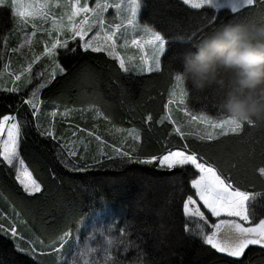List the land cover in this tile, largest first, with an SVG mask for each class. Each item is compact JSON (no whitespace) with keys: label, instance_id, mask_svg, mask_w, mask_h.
Instances as JSON below:
<instances>
[{"label":"trees","instance_id":"trees-1","mask_svg":"<svg viewBox=\"0 0 264 264\" xmlns=\"http://www.w3.org/2000/svg\"><path fill=\"white\" fill-rule=\"evenodd\" d=\"M13 19L10 9L0 6V70L2 41L12 30ZM139 20L156 30H162L158 22L167 26L163 34L171 41L168 55L173 60L168 64L165 59L160 72L125 73L106 53L85 52L70 42V48L77 51L65 53L61 49L58 54L59 63L68 69L67 73L56 74L37 93L46 105L75 109L70 119L56 123V140L40 136L31 108L23 103L27 92L8 93L0 89V119L14 114L30 122L20 156L42 185L41 193H25L15 179L13 168L0 158V214H4L0 216V224H5V228L14 224L19 233L17 240H12L10 235L0 232V264H56L53 248L62 242V235L71 233V238L63 241L64 253H68L75 246L77 232L80 242L84 241L83 225L91 222L103 226L115 224L117 234L126 222L133 225L130 239L138 248L122 252L120 259L124 264H135L139 250L146 253L145 258L152 264H231L234 260L242 264H264V249L259 246H250L243 257L232 258L211 249L201 238L185 233V224L196 227V221L183 213V198L194 192L190 184L194 178L192 167L169 171L154 165L121 164L118 159H105L103 168L80 173L72 172L61 163V157H67L68 150L77 153L75 158L68 159L79 161L80 166L100 159L97 142L92 145L84 140L70 141L71 129L66 126H80L82 130H95L125 150L138 145L141 156L163 155L187 144L218 165L242 190L264 189V177L254 173L249 163L253 151L258 157L264 149V125L245 123L241 134L202 142L195 136L181 138L174 131V125L163 119L165 105L176 83L174 71L182 68L183 53L191 49V42L228 21L253 27L264 25V11L250 8L232 14L227 8L194 10L180 0H144ZM178 35L184 39H176ZM186 89L185 104L189 112L204 113L213 119L228 116L218 106L224 90L216 84L198 91L189 82ZM43 120L42 129L47 124ZM114 129H135L142 134V140L130 139L122 144L119 136L115 137ZM108 130L112 132L111 138L107 136ZM174 178L184 182L183 198L174 195ZM255 199L257 202L250 199L247 203L248 214L258 222L264 218V208L260 207L264 196ZM107 206L112 207L113 213L99 219L94 217ZM214 222L215 218L209 217V223ZM17 242L25 248L34 247L36 258L19 252L15 247Z\"/></svg>","mask_w":264,"mask_h":264},{"label":"snow or ice","instance_id":"snow-or-ice-1","mask_svg":"<svg viewBox=\"0 0 264 264\" xmlns=\"http://www.w3.org/2000/svg\"><path fill=\"white\" fill-rule=\"evenodd\" d=\"M183 5L190 6L191 9L200 10L207 7L219 10L222 8L230 9L232 14H236L245 9L259 8L264 11V0H182ZM144 0H131L130 8L131 15L126 18V25L131 26L133 31L143 28L145 35L136 36L130 41L125 40L123 45H117V30L122 27L121 24H116L113 30H108L103 13L107 11L110 6L107 0H96L94 6H89L88 0H0V6H5L10 9L12 17L17 20L18 24L26 27L31 23L33 31L30 35H26L24 43L31 45L32 38L36 36L37 30L46 32L48 40H45L42 53L36 55L33 60L23 66L20 71L11 72L9 75L12 79L13 86L6 88L8 93H17L20 87L16 82L21 81L22 77L27 76L31 79L33 65L40 60L41 56H47L51 59L54 68L52 78L56 76V70L60 74L67 73L62 64L59 63V50L63 49L65 53H75L77 49L70 48V41L78 43L79 48L84 49L85 52L91 50L94 53H106L108 57L114 58L119 68L127 73L139 67L141 73L152 74L160 72L162 65L167 60L168 64L173 60L168 55V50L171 41L166 39L163 30L166 25L159 23L158 26L162 30L147 25H139L137 23V13L143 7ZM63 8L61 15L57 16L52 12V8ZM115 7L119 9L120 4ZM51 21V26L48 28L38 27L33 22L35 20ZM94 26L96 30L90 38L89 34L93 32ZM195 37H193L194 39ZM176 39H184L182 35H178ZM132 46L138 49L140 55L125 56L117 51L118 47ZM16 51V49H14ZM139 60L137 65L136 61ZM8 69V64L4 65ZM3 72H0V76ZM175 88L178 93L173 91L171 95L175 100H170L169 104L177 102L180 105H185L186 93L180 82V78L174 75ZM44 85H40L43 87ZM36 90L34 89L31 97L24 100V103L31 106L32 115L38 117L40 105L36 102ZM169 104L165 105L167 109ZM182 111L190 117V123H196V131L185 132L181 126L176 125V121L172 120L175 126L174 131L181 137L195 136L202 142H216L220 138H224L229 134H241L245 123L250 126L257 124L264 125V121L245 122L241 119L228 115L226 118L213 119L204 113L194 115L189 112L187 107H183ZM55 116V110L52 112ZM107 119V117H105ZM171 119V116L168 117ZM149 119L151 117L149 116ZM30 126V122L26 119H18L17 115H4L0 119V158L8 166L16 169L15 179L22 186L23 191L29 195L42 192L41 183L34 177L33 172L26 165L24 159L20 156L21 144L25 139V129ZM79 127V126H77ZM36 128L41 137H51L56 140L57 137L51 125L43 128L37 123ZM87 131L90 137H94L99 141V155L100 159L94 160L91 164L80 166L79 161H70L68 157L75 158L77 153L69 151L67 157H61V163L65 168L72 172L85 173L90 169H100L104 167L102 161L119 160L121 164H140V165H154L159 169L176 170L192 167L194 169L191 179V189L194 190L192 194L184 196V182L182 179L174 178V187L176 188V198H183V213L189 220L196 221V227L193 228L189 224H185V233L189 236H196L202 239L203 243L209 245L211 249L216 252L226 254L227 257L240 258L245 255L250 246H259L264 249V218H260L255 222L248 214L247 201L255 200L256 197L264 196V189L260 191L242 190V188L233 182L231 176H225L222 169L218 165L209 162L208 159L200 156L196 151L191 150L187 144L183 148H176L175 150H168L163 155H139V146L132 145L130 150H125V147H118L116 144L110 145L112 154L104 150V145L107 143L101 136L97 135L95 131ZM121 131H123L121 129ZM6 134V135H5ZM134 141H141L142 134L133 129L129 133ZM76 132H73V136ZM124 143L123 141L121 142ZM60 154L58 150V155ZM257 158L259 163H256ZM83 159V157H81ZM252 164L254 173L259 177H264V149H262L257 157L255 151L252 152L249 159ZM255 187V186H253ZM195 197V198H194ZM198 198V200L196 199ZM199 202H202V205ZM201 207L208 210L211 217L215 218L214 223H209V217L206 216L205 211ZM264 208V204L260 205ZM257 210V207L255 206ZM258 211V210H257ZM113 213L111 206L101 209L99 217H105ZM254 214H256L254 212ZM133 225L125 223L123 227L119 228L118 234L116 232L115 224H108L99 228L93 229L85 243L81 244L79 234L77 232L76 243L74 250H70L71 259H67V254L64 253V240L71 238V233H64L61 237V243L58 247L53 248V254L57 261H64V264H124L120 259L123 253L133 247L138 246L130 239L131 229ZM163 227V226H162ZM210 227V230L208 228ZM0 232L6 236H11L17 240L19 233L17 227L12 226L5 228L0 224ZM102 238L100 243L93 245L96 235ZM16 248L19 252L25 253L33 258H36V249L32 246L27 248L22 247L19 242L16 243ZM122 250V251H121ZM146 253L139 250V256L135 264H152L146 258ZM231 264H242L240 260H234Z\"/></svg>","mask_w":264,"mask_h":264},{"label":"clouds","instance_id":"clouds-1","mask_svg":"<svg viewBox=\"0 0 264 264\" xmlns=\"http://www.w3.org/2000/svg\"><path fill=\"white\" fill-rule=\"evenodd\" d=\"M174 75L202 91L212 84L224 90L222 113L245 122L264 121V25L222 23L192 41Z\"/></svg>","mask_w":264,"mask_h":264},{"label":"rangeland","instance_id":"rangeland-1","mask_svg":"<svg viewBox=\"0 0 264 264\" xmlns=\"http://www.w3.org/2000/svg\"><path fill=\"white\" fill-rule=\"evenodd\" d=\"M180 1L182 2V0H180ZM81 3H83V0H81ZM88 3H89V6H94L96 3V0H88ZM107 3L110 6L108 7L107 11L103 13V17L106 21V27L108 28V30H113V28L116 24L122 25V27L117 30L116 40H117L118 46L123 45L125 40L130 41L132 38H134L136 36L145 35L142 27L137 29L136 31H133L131 26L126 25V18L131 15V8H130L131 0H107ZM116 4H120L121 7L119 9H117L115 7ZM188 7H190V6H188ZM214 10H216V9H214ZM63 11H64L63 8H57V7L52 8V12L54 14H56L57 16L61 15L63 13ZM139 14H140V10L137 13V23L139 25L143 26L145 24H143L139 20ZM33 22H35L38 25V27L48 28L51 26L50 20L49 21H42V20L37 19ZM96 30H99V29L94 26L93 32L90 33L89 37H87V38H90L91 35H93ZM32 31H33V29L31 27V23H29L26 27H24V26L19 25L17 20L13 19L12 30L10 31V33L7 36L4 37V39L2 41V47H1L2 66H1L0 72H3V75L0 76V89L2 91H5L6 88L13 86V82H12V79L9 75V71H11V72L20 71L22 69V67L26 66L27 63H29L31 60H33L36 55H40V53H42L43 47H44L43 42L45 40L49 39L46 32L37 30L36 36L32 38L31 45L25 44L24 43L25 36L30 35ZM70 42H74V44H76L78 46L77 42H75V41H70ZM14 49H16V51H14ZM117 51H119L121 54L125 55L126 57L127 56H135L138 58L140 55L138 49H136L135 47H132V46L118 47ZM136 63H137V65L139 64L138 59H137ZM5 64H8V69L4 68ZM53 68H54V65H53L51 59L48 58L47 56H41L40 60L37 61L33 65V70L31 73V79L29 80L28 77L25 76V77H22L21 81H17L16 84H17V86L22 88L20 90V92H27L26 99L31 97V94H32L34 89L36 90V98L35 99H36V102L40 105V109H39V113H38L39 118L37 119V117H34L33 115H32V117L35 118L36 124L37 123L41 124V120H43V119L46 120L47 121L46 122L47 124H45L46 128L49 127V125H51L53 130H54L56 123L59 121L61 122V121H66V119L67 120L70 119L69 117H70V115H72V113L74 112L73 110H75V109L68 107V106H61V105L49 106V105H46L45 103L41 102L40 99L38 98L37 93H38V90L41 88L40 85H43L45 82H47L49 79L52 78ZM58 73H59V71L56 70V74H58ZM129 73L141 74L139 67H137L133 71H130ZM173 91H176L178 93V89H176L175 86L172 88V90L169 94V97H168V101H167L168 104H169L170 100H175V98L171 95V93ZM27 106H29V105H27ZM185 106H186V104L180 105L178 103V101L169 104V107L167 108V111H166L163 119L167 120L171 123H172V120H175L176 125L181 126L182 129L186 133L190 132V131L194 132V131H196L197 125H196V123H190L189 122L190 117L187 116L182 111V108ZM29 108H31V106H29ZM31 110H32V108H31ZM54 110L56 112L55 116L52 115V112ZM191 114L199 115V114H195V113H191ZM96 115L98 116L97 113H96ZM169 115L171 116V119L168 118ZM226 117H222V118H226ZM176 125H174V128ZM66 127L71 129V132H70L71 140L70 141L73 142L76 139L78 141L84 140L85 142L89 141L90 144H92V145L94 142H97V144H98V148H97L98 153L97 154H99L100 142L96 141L94 137H90L88 135L87 131H83L80 126L77 128L72 127V126H66ZM87 130L92 131V129H90V130L87 129ZM132 130L133 129H127V130L119 131L117 129H114L113 131H114V135L116 138H117V136H119L118 138L121 139L120 141H126V140H130V139L133 140L132 136L129 134ZM93 131H95V130H93ZM73 132H76L75 136H73ZM107 132H109V135L107 134V136H109L111 138L112 132H110V130H108ZM78 133L80 134L81 137H79ZM97 135L101 136L102 139L107 142L104 145V150L106 152H108L109 154H112V148L110 147V145H112L113 143L110 142L109 139L104 138L102 135H100V134H97ZM84 149L87 150L86 145H85ZM68 152H69V150H68ZM12 168H13L15 176H16V169L14 167H12ZM196 199L198 200V198H196ZM199 203L202 205V202H199ZM246 203H248V201ZM202 209H203V211H205V213H207V215L209 217H211V214L208 210L204 209L203 207H202ZM99 214H100V212H97L94 217L98 218ZM0 216L4 217V214L1 213ZM211 218H213V217H211ZM4 226L7 227L5 224H4ZM101 226H103V225L99 222H97V223L91 222L90 224H84L83 227H85V230H84L85 236H84V241L81 240V244L85 243L86 238L90 234H92L94 227L99 228ZM12 240H14V239L12 238ZM101 241H102V238L97 234L92 243H93V245H95L97 243H100ZM71 250H74V248H72ZM66 254H67V259L70 260L71 259L70 251ZM56 264H64V261H62V260L57 261Z\"/></svg>","mask_w":264,"mask_h":264}]
</instances>
